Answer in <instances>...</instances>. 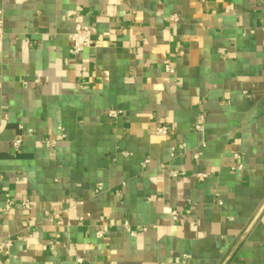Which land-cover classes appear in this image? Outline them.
<instances>
[{
	"label": "crops",
	"instance_id": "obj_1",
	"mask_svg": "<svg viewBox=\"0 0 264 264\" xmlns=\"http://www.w3.org/2000/svg\"><path fill=\"white\" fill-rule=\"evenodd\" d=\"M0 10L8 264H264V0H0ZM75 23L92 30L79 54Z\"/></svg>",
	"mask_w": 264,
	"mask_h": 264
},
{
	"label": "built area",
	"instance_id": "obj_2",
	"mask_svg": "<svg viewBox=\"0 0 264 264\" xmlns=\"http://www.w3.org/2000/svg\"><path fill=\"white\" fill-rule=\"evenodd\" d=\"M5 35V14L2 10H0V41L3 39ZM69 40L71 42L72 50L74 53L79 54L81 53L85 48L90 47L93 44V38H92V30L88 27H83L80 23H75L74 28L69 33ZM166 70L170 73H174V68L170 65H166ZM122 113V110L119 109H109L108 115L111 118H116L118 115ZM205 116L204 114H201L194 125V129L196 131H203L205 129ZM169 127L166 125H160L156 128L155 133L160 136H169ZM23 144V138L22 136H18L13 141V146L15 149H19ZM55 141H47L46 145L51 146L54 145ZM186 145L184 143L180 144L179 148L185 150ZM199 153H195V157L197 158ZM235 157L238 159L240 156L238 154H235ZM148 160H145L144 163H146ZM241 162L237 164V168L242 169ZM172 176H177V172L171 171ZM210 174L208 172H199L197 173V177L200 180L206 179ZM10 196H7V203L6 207L8 208L12 203L13 200L9 198ZM221 199H219V203H221ZM22 206L24 208H29L30 202L28 198H25L22 201ZM172 218L176 219L178 217V213L176 210H173L171 212ZM127 225V222L125 223ZM13 245V239L8 237L2 241H0V264H8L7 257L10 254L11 247ZM77 263L83 264V259L81 257H77Z\"/></svg>",
	"mask_w": 264,
	"mask_h": 264
}]
</instances>
